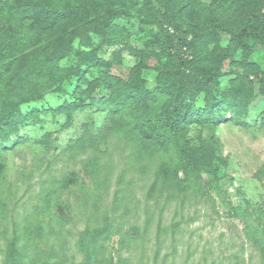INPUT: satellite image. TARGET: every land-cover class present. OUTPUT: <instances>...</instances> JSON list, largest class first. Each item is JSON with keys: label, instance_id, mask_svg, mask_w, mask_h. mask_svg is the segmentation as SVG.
I'll return each instance as SVG.
<instances>
[{"label": "trees", "instance_id": "16d2710c", "mask_svg": "<svg viewBox=\"0 0 264 264\" xmlns=\"http://www.w3.org/2000/svg\"><path fill=\"white\" fill-rule=\"evenodd\" d=\"M138 4L139 0H23L19 9L10 0H0V10L12 22L28 19L21 31L13 33L3 28L0 33L1 193L10 192L1 182L5 154L22 142L20 129L34 115L23 111L22 105L43 99L49 91L61 90L60 84L73 76L76 84L71 98L55 112L66 114L68 126L76 111L92 108L105 112L106 123L97 133H91L88 123L83 124L81 135L71 139L63 153L81 158L84 170L95 178L108 170L103 158L109 153L111 138L122 137L131 168L152 172L148 197L180 195L200 183L204 174L214 177L215 171L207 170L205 159L191 147L185 126L223 122L251 126L250 107L258 96L264 99V68L252 59L257 44L264 52V0H212L208 4L201 0H164L160 25L165 26L167 44L171 47L176 43V47L163 62L154 65L144 53L135 51L128 43V32L116 23ZM228 10L236 18L230 23L223 18ZM73 25L75 34L93 26L102 32L106 45L122 47L113 50L108 59L76 48L70 45L74 33L68 30ZM219 31L229 35V42L213 54L208 45L218 41ZM123 49L137 57L127 77L108 70L112 63L119 62ZM28 50L37 53L35 61L21 63ZM233 50H240L241 57L233 59ZM73 58L74 65H62V60ZM226 60L230 62L228 71L223 69ZM97 67L103 71L88 77L89 69ZM149 68L156 73L150 87L143 76ZM226 75L233 76L223 85ZM259 116L264 128V109ZM50 140L51 133L47 132L39 142L48 146ZM123 176L122 171L114 203L119 202ZM50 196L44 194V208H50ZM236 210L243 214V209ZM12 233L4 245L0 242L1 264H101L97 245L101 236H108L109 225L106 222L81 232L80 260H68L63 254L57 257L52 251L44 253L34 241V236L43 238V227L31 221Z\"/></svg>", "mask_w": 264, "mask_h": 264}, {"label": "rangeland", "instance_id": "374dc122", "mask_svg": "<svg viewBox=\"0 0 264 264\" xmlns=\"http://www.w3.org/2000/svg\"><path fill=\"white\" fill-rule=\"evenodd\" d=\"M201 1L208 4L212 0ZM22 3L10 0L19 9ZM163 5L164 0H139L130 15L116 20L128 32V43L137 53H144L150 65L163 62L176 47V43L171 47L167 44L165 26L160 25ZM233 15L228 10L223 18L230 23L236 20ZM11 20L0 10V33L3 28L17 33L28 21ZM73 29L74 25L68 30L74 33ZM70 42L106 59L122 47L106 45L102 32L93 26L74 33ZM228 42L229 35L219 31L218 41L208 49L215 54ZM232 56L240 58L241 51L233 50ZM36 57L37 53L28 50L21 63L35 61ZM252 59L264 68L259 44ZM136 60L134 54L123 49L119 62L112 63L108 70L127 77ZM74 63V58L62 60L63 66ZM102 69L90 68L87 75L94 77ZM223 69L230 70L229 60ZM155 75L153 68L143 71L149 87ZM232 76L222 77L223 85ZM75 84L73 76L60 84L61 90L49 91L43 99L22 105L23 111L34 115L20 129L22 142L5 154L1 182L10 192L0 191V204H4L0 209L2 245L15 228L18 231L31 221L43 227V238L34 236V241L44 253L52 251L57 257L80 260L81 232L107 222L108 236H101L97 245L101 264H264V128L259 123L264 99L258 96L250 107L249 128L231 122L185 126L191 147L205 159V168L215 171L214 177L204 174L200 183L180 195L148 197L152 172L131 168L122 137L111 138L109 153L103 158L108 170L95 178L84 170L81 158L63 153L68 142L81 135L83 124L88 123L91 133H97L106 123L105 112L85 108L76 111L71 125L66 126V114L55 110L71 98ZM201 102L200 97L197 104ZM47 132L51 133L48 146L39 142ZM122 171L123 188L117 197L119 202L114 203ZM72 173L74 176H70ZM46 192L52 195L50 208H44ZM237 208L243 209V214H238ZM2 259L0 254V264Z\"/></svg>", "mask_w": 264, "mask_h": 264}]
</instances>
